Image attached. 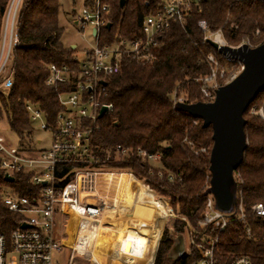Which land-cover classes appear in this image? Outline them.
<instances>
[{
  "label": "trees",
  "instance_id": "1",
  "mask_svg": "<svg viewBox=\"0 0 264 264\" xmlns=\"http://www.w3.org/2000/svg\"><path fill=\"white\" fill-rule=\"evenodd\" d=\"M93 1L84 0L83 5L89 7ZM120 1H123L122 8ZM163 1L99 0L109 9L110 25L100 31V44L140 38L142 21ZM9 2L0 0V45ZM58 15L59 0H24L18 16L7 80L9 86L5 91L0 90V115L17 137V146L22 148H31L33 140L26 105L38 107L46 121L52 123L60 111L58 96L71 90L69 85L46 86L48 67L78 69L75 50L61 43ZM199 21L205 22L210 33L220 31L231 47L248 42L254 48L264 42L262 0L202 1L200 11L190 9L183 25L170 24L152 50L151 62L123 57L120 73L110 78L107 87L106 101L113 108L98 120V131L92 138L94 146L99 148L120 145L131 149L133 154L128 158L107 164L133 172L148 185L153 199L172 211L174 218L170 226L161 230L152 264H197L202 258L205 240L217 234L212 226L202 222L207 200L204 191L210 180L211 129L202 128L200 120L176 112L172 105L173 94L182 97L187 104L202 102L194 79L209 73L204 61L207 54L219 58L216 50L204 42V33L197 26ZM220 61L233 68L236 65V62ZM251 105L264 108V90ZM249 106L243 115L247 145L242 162L233 173L236 204L242 202L245 219L242 222L232 219L218 234L214 264H231L239 256H247L252 264H264V222L250 213L253 204H264V120L250 115ZM185 139L193 144L192 148ZM138 148L159 154L160 168L138 158L134 153ZM201 148L206 152H198ZM168 174L173 175L174 182L165 180ZM3 178L0 170V235L8 241L19 217L2 204L3 188L8 187L26 197L34 191L27 185L26 175H15L13 182H5ZM177 235L187 236L188 252L172 260L168 253Z\"/></svg>",
  "mask_w": 264,
  "mask_h": 264
},
{
  "label": "built area",
  "instance_id": "2",
  "mask_svg": "<svg viewBox=\"0 0 264 264\" xmlns=\"http://www.w3.org/2000/svg\"><path fill=\"white\" fill-rule=\"evenodd\" d=\"M202 1L164 0L142 21L140 38L117 39L105 45L100 44L99 33L109 24L108 7L94 0L89 7L83 6L80 13L74 12L75 26L81 33L90 29L94 47L78 60L76 70L66 66L48 67L46 86L61 84L71 87L70 91L58 96L60 111L52 123L46 121L38 107L30 104L25 107L32 127L36 125L50 133L49 148L37 151L33 140L31 148L12 147L0 138V170L3 177H12L14 181L15 175H26L27 185L34 191L29 197L21 196L8 187L1 192L2 204L9 212L18 215L19 221L10 232L8 241L0 235V264H55L53 254L62 247L70 250V259L75 252H80L102 258L103 264H112L126 249L129 234L126 220L140 198L149 192V187L133 172L107 164L128 158L133 154L131 149L120 145L99 148L92 142L94 133L98 131L101 110H106L105 115L113 108L106 101L108 82L120 73L123 57L151 62L152 50L170 24L183 25L190 9L200 11ZM23 3L24 0H10L5 13L0 45V84L10 77L17 20ZM197 26L204 33L206 44L212 42L218 47H231L220 31L210 33L204 21H199ZM242 45L253 48L248 42L237 47ZM220 59L228 63L236 62L240 68L234 72ZM204 61L209 73L194 81L199 86L202 102L209 103L214 100L216 90L231 82L242 66L223 54H219V58L207 54ZM176 103L186 102L173 94L172 105ZM248 113L264 120L262 106L251 105ZM184 141L193 147L191 142ZM198 152L205 153L206 149L201 148ZM134 153L149 163L160 161L159 154H150L139 148ZM165 180L172 183L174 177L168 174ZM250 213L264 222V204H253ZM232 219L244 221L241 201L235 205L233 212L225 214L216 210L213 199L207 196L202 222L212 226L217 234L205 240L202 258L197 264H214L218 234ZM23 225L26 227L22 228ZM231 264L252 263L247 256H239Z\"/></svg>",
  "mask_w": 264,
  "mask_h": 264
},
{
  "label": "water",
  "instance_id": "3",
  "mask_svg": "<svg viewBox=\"0 0 264 264\" xmlns=\"http://www.w3.org/2000/svg\"><path fill=\"white\" fill-rule=\"evenodd\" d=\"M119 7H123V1L119 2ZM106 27L109 28L110 25ZM209 44L219 54L239 62L241 71L231 82L216 90L212 102L176 103L173 108L176 112L200 120L202 128L211 129L212 147L208 168L210 180L204 196H211L216 210L229 214L236 205V194L230 188V180L242 162L247 145L243 115L256 96L264 90V42L254 48L247 45L232 48L218 47L212 42ZM105 111L104 108L101 110L99 118ZM3 179L5 182H13L12 177L4 176ZM184 253V237L177 235L168 258L176 260Z\"/></svg>",
  "mask_w": 264,
  "mask_h": 264
},
{
  "label": "rangeland",
  "instance_id": "4",
  "mask_svg": "<svg viewBox=\"0 0 264 264\" xmlns=\"http://www.w3.org/2000/svg\"><path fill=\"white\" fill-rule=\"evenodd\" d=\"M84 0H59L58 24L62 29L61 43L70 48L74 45L75 55L78 60L83 59L86 51L94 47V40L90 29L81 33L75 26L73 15L80 13ZM258 35V34H256ZM9 66V65H8ZM240 65L228 66L232 71H238ZM9 83L1 82L0 90H7ZM0 138L12 147L18 145V139L9 129L4 116L0 115ZM32 139L37 151L47 150L50 146V133L33 126ZM39 142V143H37ZM154 168H160L159 162H150ZM230 188L236 194V180L232 176ZM170 209L160 206L154 199L153 193H145L135 205L130 217L126 220L129 234L127 236V247L117 260L112 264H152L155 256L156 246L161 230L164 226H170L173 220ZM184 237L185 252H188L189 241ZM55 264H103L100 257L75 252L70 259V250L62 247L53 254Z\"/></svg>",
  "mask_w": 264,
  "mask_h": 264
},
{
  "label": "crops",
  "instance_id": "5",
  "mask_svg": "<svg viewBox=\"0 0 264 264\" xmlns=\"http://www.w3.org/2000/svg\"><path fill=\"white\" fill-rule=\"evenodd\" d=\"M70 48H75V46L74 45H71Z\"/></svg>",
  "mask_w": 264,
  "mask_h": 264
}]
</instances>
